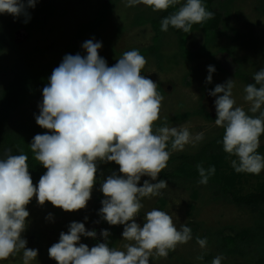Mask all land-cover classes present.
I'll list each match as a JSON object with an SVG mask.
<instances>
[{
    "label": "rangeland",
    "instance_id": "374dc122",
    "mask_svg": "<svg viewBox=\"0 0 264 264\" xmlns=\"http://www.w3.org/2000/svg\"><path fill=\"white\" fill-rule=\"evenodd\" d=\"M185 2L180 0L177 6ZM202 3L208 11L218 12L220 22L211 30L193 25L190 33L172 26L167 32L161 31V20L172 14L173 8L154 12L143 4L126 7V0H37L35 7L27 8V16L0 14V89L19 72L54 70L68 54L86 56L82 45L89 39L102 43L99 55L110 67L124 52L139 50L147 60L141 75L155 82L164 97L154 127L165 123L174 127L187 125L192 134H205L195 147L186 145L184 151L173 152L157 181L143 176L138 184L161 179L168 184L161 196L141 200L143 208L135 217L138 224L143 226L146 213L156 208L167 212L178 229L182 224L190 227L193 235L187 244L170 251L167 258H150V264H211L218 255L224 257L222 264H264V203L249 207L234 202L230 193L218 187L216 172L207 185L199 184L196 165L207 169L213 164L195 162L192 157L223 130L215 125L216 97L210 95L217 84L234 79L237 106L246 111L249 107L243 99V90L249 84L246 79H254V74L264 68V0ZM105 11L100 25L81 33L84 25L95 24ZM210 65L215 72L209 83L206 78ZM42 101L43 95L20 104L11 114L8 128L35 123ZM257 151L264 155V135ZM232 159L236 157L229 156L222 170L227 174L235 171ZM98 169L91 199L84 209L66 212L47 201L41 206L35 196L26 206L29 217L22 238L27 240V248L38 250L31 264H57L49 257L48 249L59 241L61 232H68L71 222L84 223L86 230L96 232L94 238L81 236L80 243L89 248L106 242L101 235L105 229L110 233V247L124 250V244L129 243L122 237L124 226L109 225L99 213L105 198L100 190L102 182L113 172L122 175L119 165L102 162ZM240 175L241 181L235 185L237 191L257 192L264 188V170L258 175ZM197 237L207 238L206 249L196 243ZM232 238L233 242H229ZM201 254L204 259L197 260ZM22 257L23 250L0 264H23Z\"/></svg>",
    "mask_w": 264,
    "mask_h": 264
},
{
    "label": "clouds",
    "instance_id": "9594fccd",
    "mask_svg": "<svg viewBox=\"0 0 264 264\" xmlns=\"http://www.w3.org/2000/svg\"><path fill=\"white\" fill-rule=\"evenodd\" d=\"M36 3L0 0V14L27 16V8ZM140 4L159 12L180 0H126L125 6ZM213 17L202 0H186L161 20V31L172 26L190 33L193 25ZM82 47L87 55H66L42 90L36 123L51 134H37L30 144L35 160L47 169L38 185L33 184L27 155H13L7 149L0 158V261L23 250V264H31L38 250L27 248L22 238L29 217L26 206L35 196L41 206L47 201L66 212L84 209L102 162H115L122 175L113 172L103 180L100 190L105 198L99 213L109 225H123L122 237L129 243L124 250L110 247V233L105 229L101 235L106 242L89 248L80 243L81 236L94 238L96 232L86 230L84 223L71 222L68 232H61L59 241L48 249L51 259L57 264H150V258H167L170 251L193 238L190 227L182 224L178 229L167 212L156 208L146 213L143 226L138 224L135 217L143 208L141 200L161 196L168 187L163 179L138 184L143 176L157 181L172 153L184 151L186 145L195 147L204 140V132L192 134L187 125L154 127L164 97L155 82L141 75L147 60L139 50L124 52L110 67L99 55L101 42L89 39ZM208 72L210 83L214 66H208ZM253 78L255 83L243 90L247 111L233 97L234 79L217 84L210 95L216 97L215 125L224 130L223 150L236 157L231 160L232 168L258 175L264 170V155L257 151L264 135V68ZM196 168L201 185H207L216 172L214 166L205 169L197 164ZM196 243L206 249L208 241L197 237ZM196 259L202 261L203 254ZM223 259L218 255L211 264H222Z\"/></svg>",
    "mask_w": 264,
    "mask_h": 264
},
{
    "label": "trees",
    "instance_id": "16d2710c",
    "mask_svg": "<svg viewBox=\"0 0 264 264\" xmlns=\"http://www.w3.org/2000/svg\"><path fill=\"white\" fill-rule=\"evenodd\" d=\"M171 8L174 9V12L179 9L177 5ZM217 13H214L212 19L196 25L201 26L205 30L218 27L220 15ZM105 15L106 11L101 13L100 17L95 21V24L91 22L84 25L80 29L81 33L95 29L96 26L103 22ZM52 71L51 69H43L35 72H19L0 89V158L5 156L7 149H11V154L13 155H19L21 153L27 155V164L34 185L39 182L40 177L47 169L35 160L34 153L30 149V144L35 135L44 134L47 132V129L41 128L36 122L31 126L18 125L16 128L10 129L7 123L13 111L20 104L42 95V90L48 84ZM246 81L248 83H255L254 79H246ZM223 132L224 130L192 157L195 162L207 161L213 164L220 182L217 183L218 187L223 192L230 193L234 202L249 207H257L260 203H264V188L257 192L244 193L240 190L237 191L235 185L241 181L240 173L231 170L227 174L225 171H222L227 166L229 158V155L223 150ZM217 141H220V143H217ZM233 240L234 238L228 241L233 242Z\"/></svg>",
    "mask_w": 264,
    "mask_h": 264
}]
</instances>
